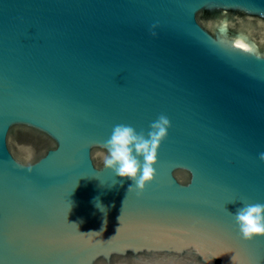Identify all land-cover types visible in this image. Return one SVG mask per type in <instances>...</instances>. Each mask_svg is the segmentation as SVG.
Instances as JSON below:
<instances>
[{"label":"water","instance_id":"obj_1","mask_svg":"<svg viewBox=\"0 0 264 264\" xmlns=\"http://www.w3.org/2000/svg\"><path fill=\"white\" fill-rule=\"evenodd\" d=\"M160 115L129 192L99 154ZM262 152L264 0H0V264H264Z\"/></svg>","mask_w":264,"mask_h":264},{"label":"clouds","instance_id":"obj_2","mask_svg":"<svg viewBox=\"0 0 264 264\" xmlns=\"http://www.w3.org/2000/svg\"><path fill=\"white\" fill-rule=\"evenodd\" d=\"M170 128L171 121L166 115H160L151 123L147 135L138 133L130 125H115L110 138L104 143L106 154H99L104 168L112 170L119 177L130 178L133 183L129 186V192H143L157 175L154 166L158 163L159 149L168 138ZM138 157H143V163ZM259 159L264 161V152L259 154ZM231 214L243 239L253 240L264 235V204L244 203Z\"/></svg>","mask_w":264,"mask_h":264}]
</instances>
